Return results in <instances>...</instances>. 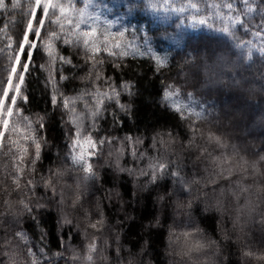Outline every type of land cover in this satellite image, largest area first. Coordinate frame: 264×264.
<instances>
[{
  "label": "trees",
  "instance_id": "1",
  "mask_svg": "<svg viewBox=\"0 0 264 264\" xmlns=\"http://www.w3.org/2000/svg\"><path fill=\"white\" fill-rule=\"evenodd\" d=\"M98 2L101 5L99 10L104 16L111 20H119L113 31L119 29L121 25L129 29L135 27L142 30L138 33L141 37L138 42L142 44L143 37L147 36L153 51L168 57L167 66L157 71L150 57L129 56L122 61L104 57L105 63L101 70L106 77H111L116 85L124 81H130L134 85L132 95L122 92L120 98L122 103L131 105V109L124 112L114 103L107 105L103 117L97 121L98 130L94 132V136L97 139L111 137L113 142L105 144L100 154L93 159L96 179L86 184L81 183L78 189L77 182L80 181L82 174L72 168L70 160L67 159L72 126L66 123L67 115L63 109L52 106V90L46 82L51 72L57 80L60 92L75 95L90 87L80 79L87 74L89 66L84 64L83 53L64 45H59L60 53L72 57L77 67L60 64L49 67L47 55L39 49L34 52L32 71L26 83L29 100L27 104L21 103L20 107L30 117H44L45 127L38 131L37 135L43 136L46 143L41 159L36 165V172L30 177L38 182L34 195L29 194L34 205L42 204L44 207L34 208L32 213L39 220L37 225L15 203L22 194L13 193L8 197L14 202L12 214L0 204V213H4L0 217V241L6 235L11 236L14 231H26L34 250L45 248L50 264H73L69 260L73 250L83 255L92 235L100 238L96 264H264L243 255L249 250L257 254L264 253V223L260 222L261 213H264V195L253 190L248 196L250 203L247 205L245 197H241L237 202L231 196H226L223 198L222 206L217 207L216 197L211 195L208 198L201 197L199 186H194L191 194L182 193L177 190L178 185L170 176L158 181L157 184H148L147 177L139 175L140 170L145 169L153 158L167 156L176 161L182 169V175L187 179L207 176L204 171L206 163L197 160L200 154L198 148L188 149L184 146L192 136L189 131L190 121L181 120L179 115L164 106L161 100V93L168 84L178 85L184 98L187 93H193L197 101L194 105L197 111L201 110V107L206 109L205 119L196 121V127L200 130L196 145L208 146L206 137L209 133H214L222 137L228 145L225 149H219L214 145L208 146L215 154L221 151L232 153L234 145L239 154L249 160H256L260 155H264V142L251 147L243 137L235 135L233 129L224 128L222 124L217 123V115L210 109L214 106L212 101L218 104L219 98L225 93L224 90L214 89L212 86L200 88L210 81L203 78L202 73H205V76L215 74L216 80L221 77L227 79L226 88L231 95L251 94L255 98L252 103L254 110L262 106L264 111V56L254 52L251 60L241 59L238 55L239 50L233 48L230 42H225L222 34L203 28L178 27L180 20L177 16L172 15L167 19L155 16L144 10L142 0H132V3L139 6L131 13L128 9L129 0ZM12 16L18 22L14 27L10 26L9 33L18 38L22 35L24 23L20 21L24 18L21 10L11 9L9 0V9L0 13V27H3V24L8 22L7 18ZM259 19L260 17L256 16L255 22L258 23ZM171 34L176 35L175 41L169 38ZM237 35L248 38L244 36L243 29H239ZM183 39L188 41L187 48L178 44ZM212 41L221 43L215 46L225 47H216L212 50L209 46V42ZM5 43L4 40H0V47H4ZM204 47H207V52L213 54L215 58L222 57L223 63L210 66L211 61L204 54L206 57L203 56V59H192V65L199 68H194L196 71L190 72V68L181 65L186 57L185 50L191 53V48ZM116 63L121 67H114ZM232 63L236 65L232 67ZM8 64L7 56L0 55V70ZM40 65H44L45 68H41ZM61 74L68 76L69 79L60 81ZM104 87L106 89L107 85ZM77 107L80 109L83 105L78 103ZM218 114H221V109H218ZM168 132L172 133L177 142L172 144L168 151L159 143L153 148V138L159 133L167 140L165 134ZM201 133L204 138L200 137ZM128 136L143 141L134 145L137 153L135 157L131 154L133 145L125 139ZM121 143L124 146L122 162L117 168L112 157L120 153L118 150ZM141 153L145 155L141 156ZM5 163L10 166L11 162L7 157L0 155V179H3L7 171L3 169ZM119 168L132 171L131 173L120 171ZM261 168L264 170V165H261ZM56 169L65 172V175L54 181L57 194L53 196L49 189L43 187L41 178L47 179L50 170ZM260 182L264 184V180ZM8 183L10 184V181ZM246 183L252 184L253 181L249 179ZM221 186L228 187V183L221 181ZM207 191L211 192L210 189ZM61 193L65 200L63 205L60 204ZM78 193L82 196L81 204L72 209L71 202ZM161 196L165 199L161 200ZM3 199L4 197L0 196V200ZM189 200L192 201L191 208L177 207L178 202L187 204ZM211 204L215 209L207 208V205ZM241 206L244 207L241 219L237 223L235 222L237 209ZM252 208L255 209L254 212L250 211ZM84 210L91 213L89 219L84 218ZM101 213L105 220L103 230L95 232L88 229L86 238L84 228L90 221L99 219ZM65 214L73 220L72 225L61 224V217ZM218 216L222 220L219 227ZM76 225H79V228ZM41 229L44 234L43 241L40 240ZM197 229L200 231L195 239L216 241V244L205 252L184 256L183 253L192 246L193 239L186 240L182 233L194 232ZM61 240L64 242L63 246ZM56 252L63 253V256L59 258L54 256ZM0 261L8 264V259L3 255H0Z\"/></svg>",
  "mask_w": 264,
  "mask_h": 264
},
{
  "label": "snow or ice",
  "instance_id": "2",
  "mask_svg": "<svg viewBox=\"0 0 264 264\" xmlns=\"http://www.w3.org/2000/svg\"><path fill=\"white\" fill-rule=\"evenodd\" d=\"M143 8L153 15L167 19L172 15L179 18L178 27L186 26L192 29H208L222 34L225 42H230L231 46L238 49L241 59L251 60L253 53L264 56V0H142ZM139 5L129 0V13ZM12 10H21L24 23L22 35L18 38L9 33V28L14 27L18 22L14 16L7 18L8 22L0 27V40L6 43L0 47V55H6L9 64L0 70V155L7 157L11 162L3 165V179H0V204L12 214L13 201L8 199L13 193L22 194L15 203L22 208L23 213H27L31 219L39 225V220L32 215L34 208H43L42 204H33L29 194L34 195L37 181L30 178L36 172V165L41 159V153L46 143L43 136L37 133L45 127L44 117H30L24 113L20 107L21 103L27 104L29 97L26 94L27 77L32 71L33 57L36 50H42L48 57L49 67L60 65H70L77 67L70 56H64L59 51V45L71 47L83 53L84 64L88 65V72L80 79L90 85L75 95H65L59 91L55 76L49 72L46 82L51 86V104L61 107L67 115L66 123L72 126V135L69 138L68 156L72 168L80 172L81 178L77 182L79 189L81 183L97 177L93 159L100 154L105 144H111L113 138L102 137L97 139L94 132L97 131V121L103 117L109 103H114L121 111L129 112L131 105L121 102L122 92L132 95L134 85L130 81H124L119 85L112 82L111 77H106L101 70L105 63L104 57H111L115 60H124L132 57H150L156 70L167 66L168 57L161 56L154 52L148 43L147 36L143 37V43H139L141 37L138 33L142 30L135 27L129 29L121 25L119 29L113 31L114 25L119 20L108 19L99 10L101 5L98 0H10ZM9 9V0H0V13ZM259 16V22H255ZM185 21L187 24L185 25ZM239 29H243L247 39L237 35ZM219 39V38H218ZM45 68L44 65H40ZM119 68V63L114 64ZM69 77L63 74L59 80L65 81ZM104 85H107L105 89ZM161 100L164 106L170 108L179 115L181 120H189V131L192 136L185 143V147L192 149L197 147L199 156L197 160L206 163L204 169L207 176L194 177L189 180L182 175L181 167L175 160L167 156H157L151 160L145 169L140 170V177H147L148 184H157L165 177H172L178 185V191L191 194L194 186H199L200 196L208 198L209 195L216 197V206L221 207L223 198L231 196L237 202L241 197H245L246 205L250 203L248 196L253 190L264 195V155H260L256 160H249L239 154L236 146H232V153L221 151L215 154L209 150L208 146L214 145L219 149H225L222 137L209 133L206 137L208 146L196 145L197 134L200 130L196 127V121L205 119L203 107L197 111L194 105L197 104L193 93L189 92L184 98L181 88L175 84H168L161 93ZM81 103L82 108L78 109L77 104ZM193 117L195 118L193 120ZM87 122V123H86ZM165 140L159 133L153 138L152 147L156 148L159 143L165 151L176 143V138L171 132L165 134ZM201 138L203 134H200ZM129 144L133 145L131 154L137 155L135 144L143 143L142 140L131 136L125 138ZM118 152L123 153V148ZM111 155V153H110ZM141 156L145 155L143 153ZM119 167V165H117ZM120 171L132 170L119 168ZM65 175L59 169L50 170L47 179H42L43 187L49 189L53 196L57 194V178ZM252 179L253 183H246ZM10 181V184L8 183ZM221 181L228 183V187H222ZM208 189L211 190L207 191ZM161 200L165 197L161 196ZM82 196L78 193L72 200L70 207L76 209L80 206ZM65 203L63 194L60 195V204ZM192 201L187 204L178 202L179 208H191ZM244 206L237 209L238 215L235 222L241 219ZM250 211H255L254 208ZM4 213H0L2 217ZM91 213L84 210V218L89 219ZM19 221L17 220V223ZM261 223H264V213H261ZM62 225H72L73 220L67 215L61 217ZM105 220L103 214L100 218L90 221L84 228V235L88 237V229L101 232L104 228ZM79 228V225H76ZM199 229L194 232L185 231L182 235L185 239L192 238V246L183 253L184 256L199 254L211 249L216 241H203L195 239ZM40 240H44L43 229ZM227 238V237H225ZM100 238L92 235L86 245V251L81 253L73 250V255L69 258L73 264H96V255L99 252ZM63 240L61 245L63 246ZM107 242L105 241V244ZM21 245L23 247H21ZM119 252V249H117ZM0 255L8 259V264H50V258L44 247L34 250L30 237L26 231L19 230L5 236L0 241ZM245 257L264 262V253L245 251ZM56 257H62L63 253H54ZM0 264H3L0 261Z\"/></svg>",
  "mask_w": 264,
  "mask_h": 264
},
{
  "label": "rangeland",
  "instance_id": "3",
  "mask_svg": "<svg viewBox=\"0 0 264 264\" xmlns=\"http://www.w3.org/2000/svg\"><path fill=\"white\" fill-rule=\"evenodd\" d=\"M175 36L171 34L169 38L172 41H175ZM203 42L205 43V41ZM213 42L214 41L209 42V46L212 47L211 48L212 50H214L216 47L217 48L225 47L223 45L215 46L221 43L219 42L217 43V41L214 43ZM178 44H181L182 46H185L187 48L188 41L183 39L181 40V43L179 42ZM205 44L207 45V43ZM206 48L205 47L204 48H191V53L185 50L186 57L184 61H182L181 65L184 67H187L188 69L190 68V72H192L195 70L194 68L199 69L195 65H192L193 64L191 63L192 59L194 60L198 58L203 59L204 58L203 56L206 57V55H207V58L211 61L210 66H214V65L217 66L218 63L219 64L223 63L222 57L219 56L215 58L213 54L207 52ZM234 65L236 64L232 63V67ZM202 74H204L205 76V73H202ZM204 76L203 78H205L206 80L208 78V80L210 81L208 82V84L206 85L204 84L203 86H200V88L202 87L208 88L212 86L214 89L220 88L224 90L225 92V93L223 92L224 95L219 98L218 104L212 101V104L214 106L210 110L213 114L217 115V118H216L217 123L222 124L224 128L233 129L235 132V135L243 137L244 141L247 144H249L251 147L258 145L260 142H264V111H263L262 106H259L258 108L254 110V108L252 107V103H254L253 101L255 98H253L251 94L249 95L248 93H244L241 95H231V93L226 88L227 79H223L221 77L218 80H216L214 79L215 78L214 76H216L215 74L212 76H208V75H206L205 77ZM218 109H221V114H218ZM214 122L216 121L214 120ZM250 139H253V140H250ZM122 144L123 143H121L120 149L121 148L124 149V146ZM121 154L122 153H118V154H115L114 157H112L114 161V165L116 166L119 165V167L121 166V162H122ZM207 208L215 209L214 205L212 204L210 206L207 205ZM221 222H222L221 217L218 216V227L219 225L221 226Z\"/></svg>",
  "mask_w": 264,
  "mask_h": 264
}]
</instances>
